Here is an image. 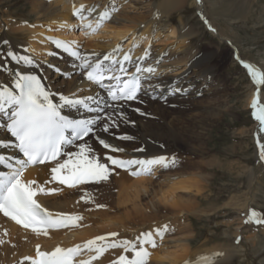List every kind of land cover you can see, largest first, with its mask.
Here are the masks:
<instances>
[{
	"label": "bare ground",
	"instance_id": "6f19581e",
	"mask_svg": "<svg viewBox=\"0 0 264 264\" xmlns=\"http://www.w3.org/2000/svg\"><path fill=\"white\" fill-rule=\"evenodd\" d=\"M112 4L119 8V12L114 14L112 21L106 22L95 35L78 34L76 29L79 28V21L73 16L74 6L79 8L83 5L85 15H87L88 8L96 6V12L89 17V21L94 23L98 13ZM183 4V0H162L158 3L149 0H33L29 16H34L37 19L23 18L19 22H13L12 19L1 18L0 41L7 39L9 44L0 43V59H6L5 51L7 49H14L22 55H29L34 60L41 62L39 67L29 68L27 71L42 75L44 82L50 87H54L56 91L69 94L77 88H83L84 91L79 92L78 95L86 96L98 93L99 99L104 100L106 95L103 91L87 88V82L80 83L79 73L72 71L74 64L71 57L58 49L55 50V55H48L54 51L50 38L64 42H76L80 45L81 53H95L102 58L104 54L111 52L118 44H121L125 38L129 41L123 44V49L125 52L128 51L132 47L131 37L137 35L138 47L132 53L133 59L142 56L144 50L150 45L151 55L146 66L157 68L156 76L151 83L162 84V87L154 93L155 99L151 98L153 95L152 88H149V95L145 96L144 99L162 113L185 105L194 107L199 102L196 99L198 95L208 94L214 81L208 72L199 70V62L193 61L195 53L191 47V41L196 37L194 30H186L185 26L179 28L169 18L171 13ZM193 4L196 5L199 13H203L211 28L215 29V31H210L221 41L231 42L229 37L218 32L217 26H214L213 21L208 18V14H205V0H202V7L197 5L196 0L193 1ZM157 14L158 18H156ZM29 20L34 22L31 23ZM206 26L208 27V25ZM154 30L155 36H153ZM157 60H161V62L157 64ZM49 64L66 71L72 79H65L58 75L53 68L48 66ZM11 66L9 65V67ZM4 81L5 76L0 75V82ZM177 87L183 88L184 91L177 92ZM254 92L253 89L248 100L249 106L254 98ZM161 93L166 99L161 98ZM125 111L129 112L127 109ZM64 114L69 116L81 114L83 118L94 115V113H83L82 110L76 109H65ZM195 120L197 119L194 117L191 122L192 125L197 124ZM154 122L155 124L152 123L149 127L152 130L147 129V131L150 130L149 136L151 138L148 141L145 139L146 142L144 141V143L149 146L143 152L130 149V146L128 147L115 137H108L109 142L123 144L127 149L126 153H121L122 156L113 155L122 159H151L158 156L179 157V153L169 142L170 138H173L172 141L175 146L180 142L185 143L192 155H199L201 151L196 146L194 139L195 137L200 139L205 135L203 133L208 126L206 123L202 127L199 126L202 132L198 133L192 129L186 131L176 129L175 121L166 117L162 122ZM140 126L137 125L136 133L140 134L145 130ZM256 128L261 143H264V133L258 132L257 121ZM2 136L3 132L0 130V137ZM93 145L99 149V145L95 144L94 141ZM99 151L106 150L99 149ZM13 152L14 150L10 147L0 149V154L9 158ZM61 159L64 158L61 157ZM189 162V166L186 168L179 169L174 166L163 169L157 167L152 176H140L138 178H132L128 172L115 169L108 182H103V186L95 192L88 191L86 193L82 191L91 183L82 184L76 188H66L58 182L44 185L45 181H50L51 164L29 168L25 172L24 178L26 180H36L37 183L49 189L58 190L49 195L41 194L38 197V201L43 207L54 214L80 215L83 219L78 222L79 226L77 227L50 231L46 237L37 236L31 231L21 229L0 215V264H31V261L25 257H35L37 245H40L41 250L51 251L57 246L70 248L78 244L83 245L97 236L108 237V242H119L125 239L136 242V237L141 232L161 227L164 224L175 229V238L169 237L165 240L164 243L168 249L165 255L154 252L152 264H185V261L197 264L200 256H211L214 253L222 254L216 259L215 264H232L235 260H238L240 264H254L250 258L248 242L255 241L253 239L258 238V236H253L254 234L245 236L243 230L248 225L256 226L255 224L244 223L248 209L254 202L255 191L251 190L247 194L246 207L243 208L246 210V214H244V218H239L234 244H229L227 239L223 240L224 237L215 241H212L215 238L207 237L200 244H194L199 236L195 232L194 222L199 220L201 216L209 215L207 212L214 210L204 211L201 208L203 200L209 199V194L206 195V187L200 185V182L210 183L211 174L207 173V176L201 174V170L207 168L205 165L199 162ZM250 174V183L252 185L254 182L253 185L255 186V183L264 174V166L258 161L251 168ZM97 205L105 207L98 208ZM239 205L238 207L241 208L242 206ZM117 209H119V213ZM262 227L264 228V225L259 228ZM113 232L118 233V235L111 237L109 234ZM238 237L240 238L239 244L236 243ZM252 246L255 248L256 244L253 242ZM260 249L261 252L264 251V247ZM121 254L131 257V252L124 253L123 249H109L92 264H112V261L117 260ZM79 259H88V254L82 255Z\"/></svg>",
	"mask_w": 264,
	"mask_h": 264
},
{
	"label": "snow or ice",
	"instance_id": "6c2138e0",
	"mask_svg": "<svg viewBox=\"0 0 264 264\" xmlns=\"http://www.w3.org/2000/svg\"><path fill=\"white\" fill-rule=\"evenodd\" d=\"M196 3L202 7V0H196ZM95 12L96 6L88 8L87 15L83 5L79 8L74 6L73 16L78 19L79 28L86 36L95 35L106 22L112 21L119 8L114 4L105 7L93 23L89 21V17ZM198 14L209 30L215 31L203 13ZM131 41L132 47L128 51L123 49V43L128 42L125 38L102 58L95 53H81L80 45L76 42H64L59 39L50 41L54 51L48 55H55V50L58 49L71 57L74 64L72 71L79 73L80 83L87 82L86 87L89 89L103 90L107 96L104 100L99 99L98 93L78 95L84 91L83 88H77L69 94L56 91L44 82L42 75L27 71L29 68L39 67L41 62L14 49H7L6 59H0V75L5 76V81L0 82V130L3 132L0 137V149L10 147L14 150L11 158L0 154V213L25 230H31L37 236L47 237L50 230L77 227L78 222L83 219L80 215L54 214L41 205L38 201L41 194L49 195L58 191L44 186L48 183L58 182L60 185L75 188L87 183L108 182L115 169L127 171L132 177L138 178L152 176L157 167L168 169L176 165L175 157L122 159L113 155L126 153L127 149L123 144L109 142L108 137H115L121 142L135 139L127 134L118 135L114 131L122 124H135L125 109L132 107L133 102L144 103V97L149 95V88H152L153 92L151 98L155 99L154 93L162 87V84L151 83L157 68L146 66L151 55V46L134 60L132 53L138 47V36L133 35ZM0 43L8 45L9 40L3 39ZM236 59L239 60V57ZM160 62L161 60L156 61L157 64ZM240 63L256 86V95L251 102V114L258 122V132L264 133V105L259 102L260 87L264 86V71L251 63ZM48 66L65 79H72L58 66ZM176 91L183 92L184 89L177 87ZM160 95L166 99L163 93ZM65 109L82 110L94 115L71 119L64 114ZM133 111L141 116L147 115L139 107L133 108ZM89 140H93L99 145V149L106 151H99L93 144H89ZM256 143L259 149L258 161L264 166V143H261L259 136ZM134 150L144 151L143 148ZM45 164L52 165L50 181L41 185L36 180L24 178L30 167ZM244 223L264 225V213L250 208ZM174 234L175 229L164 224L141 232L136 237V242L126 239L108 242V237L97 236L83 245L78 244L70 248L57 246L51 251L41 250L40 245H37L35 257L25 259L30 260L31 264H92L109 249L119 248L123 249L124 253L131 252V257L121 254L112 264H152L154 252L165 255L168 249L164 242L169 237L174 239ZM109 235L116 237L118 233ZM236 243H240L239 237ZM84 254H88V259H78ZM221 255L214 253L211 256H200L197 264H215ZM185 264L192 262L185 261Z\"/></svg>",
	"mask_w": 264,
	"mask_h": 264
},
{
	"label": "rangeland",
	"instance_id": "374dc122",
	"mask_svg": "<svg viewBox=\"0 0 264 264\" xmlns=\"http://www.w3.org/2000/svg\"><path fill=\"white\" fill-rule=\"evenodd\" d=\"M32 1L0 0V20L2 17L12 19L13 22H19L23 18L37 19L29 16ZM149 1L158 3L162 0ZM193 1L183 0L184 4L173 11L169 18L179 28L185 26L186 30H194L196 37L191 41L195 53L193 61L199 62V70L208 72L209 76H212L214 83L211 84L210 94L198 95L196 99L199 102L194 107L190 105L171 107L175 109L164 113L151 106L145 99L144 103H133L132 107L127 108L129 111L127 113H130L128 116L135 121V124H122L114 131L118 135L127 134L135 138L133 141H124L130 149L146 150L149 145L144 141L151 138L150 130L147 129H151L150 124H155L154 121L162 122L166 117L175 121L176 129L185 131L192 129L198 133L202 132L199 126L202 127L206 123L208 126L203 133L205 135L200 139L199 137L194 139L201 151L200 158L199 155H192L185 143L180 142L175 146L173 138H170L169 142L179 153V157L175 156V167L186 168L189 166V161L199 162L207 167L201 170V174L212 175L209 178L210 183L200 182V185L206 187V195L209 194V199L203 200L201 208L204 211H214L207 212L209 215L201 216L194 222L195 232L199 235L194 244H200L207 237L215 238L212 241L224 237L223 240L227 239L229 244H234L239 218H244L246 214L244 209L249 191H255L254 202L249 209L264 213V174L255 186L254 182L252 185L250 183V170L258 163L259 149L256 143L258 136L256 121L250 118L248 100L253 89L256 88L252 86L244 70L234 61V56L239 54L241 58L259 64L258 66L264 70V0H205V14H208V18L213 21L214 26H217L219 33L229 37L231 41L229 44L221 41L208 29ZM76 31L78 34L84 33L80 28ZM262 88V98H264V86ZM164 105L167 106L166 103ZM135 107H139L147 115L141 116L134 112ZM194 117L197 119L196 125L191 124ZM137 125L145 129L140 134L136 133ZM89 142L93 144V140ZM116 155L122 156L121 153ZM211 164H214V167L209 166ZM101 186L103 182L91 183L82 192H95ZM237 204L242 207H238ZM117 212L119 213V209ZM259 227L261 226L248 225L243 230L245 236L253 234L258 236L253 239L255 248L252 246V241L248 242L250 258L254 264H264V251L261 252L260 249L264 247V228ZM232 264L240 263L235 260Z\"/></svg>",
	"mask_w": 264,
	"mask_h": 264
}]
</instances>
